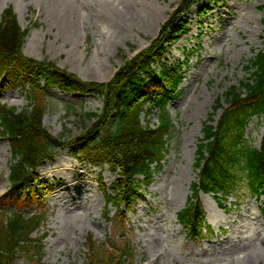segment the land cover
I'll list each match as a JSON object with an SVG mask.
<instances>
[{
  "label": "rangeland",
  "instance_id": "obj_1",
  "mask_svg": "<svg viewBox=\"0 0 264 264\" xmlns=\"http://www.w3.org/2000/svg\"><path fill=\"white\" fill-rule=\"evenodd\" d=\"M104 1L0 0V20L5 10L13 9L21 29L27 32L25 56L53 62L83 82L105 84L127 61L150 47L181 0H109L119 6V12L130 11L132 21L126 24L105 12ZM211 2L202 17L198 15L201 7L192 8L188 32L179 41L187 43L180 48L174 44L163 60L154 64L158 70L175 67L183 74L181 95L167 104L176 132L163 169L143 188L130 210L125 212L123 207L127 219L123 225L106 218L109 210L114 216L111 219L117 214L107 205L106 188L117 180L107 167L79 160L66 150L54 159L61 161L58 167L48 169L50 161L38 170L42 182L51 187L43 199L46 224L32 235L34 239L46 236L40 264H86L88 237L100 245L113 239L117 243L128 240L136 251L134 264H240L237 262L246 254L262 252L264 195L257 200L248 195L240 203L230 197L221 205L212 196L200 194L206 228L197 239L189 238L178 222L197 181L196 151L203 139V126L214 114L218 100L225 105V91L249 77L245 67L263 48L264 0ZM66 23L77 25V39L67 38ZM189 33L192 37L186 39ZM47 101L43 126L61 142L91 128L93 122L84 119L85 115H99L103 109L99 96L56 88ZM0 104L21 112L29 101L20 86L0 83ZM157 112L148 119L143 115V124L147 120L151 126L157 124ZM221 114L217 111L214 120ZM245 141L253 148L262 147L264 117L252 119ZM11 165L9 141L0 137V211L22 210L19 204L1 201L10 188ZM241 189L246 191L243 186ZM23 211L33 215L39 208L30 205ZM13 264L39 263L22 250ZM255 264H264V257Z\"/></svg>",
  "mask_w": 264,
  "mask_h": 264
},
{
  "label": "trees",
  "instance_id": "obj_2",
  "mask_svg": "<svg viewBox=\"0 0 264 264\" xmlns=\"http://www.w3.org/2000/svg\"><path fill=\"white\" fill-rule=\"evenodd\" d=\"M210 3L181 0L150 47L127 61L105 84L83 82L53 62L25 56L27 32L21 29L12 8L4 11L0 20V83L23 88L29 105L18 112L0 104V137L9 141L12 152L10 188L1 201L19 204L22 209L0 211V264H13L22 250L40 264L46 236L34 239L32 235L46 224L43 199L51 187L41 181L37 170L66 149L84 162L107 166L117 176L105 191L107 205L117 214L111 219L112 212L108 211L106 218L124 224L122 208L130 210L143 188L150 186L163 169L176 132L167 104L181 95L183 74L175 67L158 70L154 64L188 32L191 9L199 6L203 10ZM245 70L249 77L225 91V105L218 100L214 114L203 126V139L196 151L197 182L192 185V197L178 214L179 224L191 239L203 237L206 228L201 193L220 204L231 196L240 203L248 195L259 199L264 194V141L260 149L245 141L252 119L264 117V38L262 50ZM54 88L80 96L96 95L103 101L99 115L84 117L93 122L91 128L68 142L52 138L43 126L49 107L47 96ZM155 110L158 123L151 126L147 120L144 125L142 116L148 119ZM219 110L222 114L215 121ZM30 205L38 206L39 213L26 214L23 210ZM86 248V264H134L136 251L128 240L117 243L113 239L100 245L88 237Z\"/></svg>",
  "mask_w": 264,
  "mask_h": 264
},
{
  "label": "bare ground",
  "instance_id": "obj_3",
  "mask_svg": "<svg viewBox=\"0 0 264 264\" xmlns=\"http://www.w3.org/2000/svg\"><path fill=\"white\" fill-rule=\"evenodd\" d=\"M46 1V0H45ZM63 1V3H82L81 1L84 0H60ZM129 2H133V0H129ZM153 1L152 3L149 5V9L152 8L153 6ZM102 7L105 8V12L110 14L111 18H114L115 20L119 21L120 23L123 22L124 24H126L129 21V15H130V11L124 12L123 10H121L119 12V6L114 5L112 2H110L109 0H105L102 4ZM129 9V8H127ZM130 10V9H129ZM66 26L69 28V30L66 32V36L68 39L70 40H75L78 38V29H77V25L76 24H68L66 23ZM192 34L189 33L186 37L187 38H191ZM187 43V41L185 39H183L181 42L177 43L178 45L176 47L180 48L181 46L185 45ZM61 161H58V158L52 162L47 164V168L50 169L51 166L53 167H58L59 163ZM260 247L263 249L262 252H254V253H250V254H246L241 261L237 262L240 264H255L256 262H260L263 257H264V234L262 235V242L260 243Z\"/></svg>",
  "mask_w": 264,
  "mask_h": 264
}]
</instances>
